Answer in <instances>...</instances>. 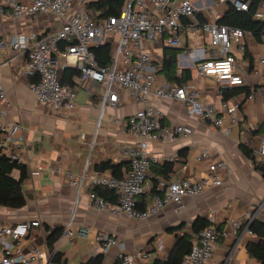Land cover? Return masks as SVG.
I'll return each instance as SVG.
<instances>
[{"label": "built area", "instance_id": "1", "mask_svg": "<svg viewBox=\"0 0 264 264\" xmlns=\"http://www.w3.org/2000/svg\"><path fill=\"white\" fill-rule=\"evenodd\" d=\"M98 0H0V29L7 26L26 24L36 17L51 18L60 23L48 33L37 29L13 35L0 36V55L4 65H13L17 58L24 60L23 75L36 79L26 86L36 101L57 114L64 115L76 106V90L71 85L60 82L59 72L74 68L80 76L79 86L90 91L95 85L103 89L98 109V127L107 107L118 109L121 92L127 91L139 109L126 120L117 118L116 124L126 128L135 137V142L127 145L124 155L129 159V170L122 179L110 173L91 172L86 165L79 178H73L71 185L76 188L77 199L85 186L103 187L117 195L112 204L95 194L89 197L90 205L99 211H110L128 219L147 221L170 206L182 205L185 198L198 197L206 191L224 186L223 174L231 175L232 170L224 160L212 162L208 150L200 159L209 161L208 173L202 177L183 178L175 181L158 182L156 195L145 210L138 209V199L153 187L150 185L151 167L157 158L151 155L153 143H173L181 138L191 137L194 129L187 125L166 126L160 121V111L151 104L152 99L177 102L189 106V114L195 122H209L220 128L224 118L237 124L241 103L222 101L223 117H216L215 110L202 101V91L196 81L183 86L158 84L160 61L157 53L166 49H184L186 40L203 35L209 45L208 56L196 58L191 53L179 56L178 75L185 69H194L195 79L210 78L221 90H232L244 86V79L236 69V52L244 54L245 38L248 35L239 28L220 24L223 14L221 5L229 3L238 12L249 11L251 0H124L118 17H103L101 11L91 12L88 6ZM201 7L197 5L201 4ZM206 19H209L208 22ZM254 20L264 22V1ZM264 32V31H263ZM115 36L120 40L107 66H100L93 49L110 42ZM64 46L61 48V46ZM185 50V49H184ZM158 62V64H156ZM255 77H264V60L256 70ZM7 94L0 84V103ZM252 99L253 96L251 95ZM2 111L0 108V117ZM25 142L24 129L19 123L0 124V154L19 164H28L21 148ZM94 145H91V149ZM254 157L264 163V142L254 152ZM257 215L250 217V224ZM211 226L199 234L195 244L184 259L183 264H208L214 256L215 245L228 233ZM73 216L69 219L61 241L86 237L88 231L75 233L72 229ZM230 225L236 237L242 230L239 222ZM41 226L33 220L9 226L0 224V248L3 251L0 264H49L52 254L49 249L33 250L25 253L21 242L30 231ZM245 233H253L245 228ZM92 244L101 252L112 247L120 249L116 264H134L126 252V246L108 233L99 231L91 238ZM57 252L56 248L53 253ZM145 261L149 255H141Z\"/></svg>", "mask_w": 264, "mask_h": 264}, {"label": "crops", "instance_id": "2", "mask_svg": "<svg viewBox=\"0 0 264 264\" xmlns=\"http://www.w3.org/2000/svg\"><path fill=\"white\" fill-rule=\"evenodd\" d=\"M197 6L201 7L202 3ZM44 20L48 21L46 27L41 24ZM34 21L25 26L1 28L0 36L33 29L48 33L60 25L56 21L57 25H54L53 19L45 17H39L38 22ZM195 37L186 40L183 53L202 58L205 50V56H208L207 37L204 36L203 44L196 43ZM245 47L247 58L237 52L235 56L236 69L244 79V86L238 90L247 89L250 94L247 97L241 92L239 96L228 100L241 103L240 121L237 124L233 125L226 117L220 128L209 122H195L189 114V106L151 100V104L160 111L163 125H187L194 129L191 137L168 144L153 143L151 146V155L157 158L156 165L169 163L173 166L169 181L205 176L209 161L201 160L200 156L206 150L211 154L210 161H226L232 174H223V187L208 190L198 197L185 198L182 205L170 206L147 221L97 210L90 205L92 188L87 185L76 202L78 192L71 185L73 178L83 174L86 165L91 172L102 162L129 165L124 149L136 139L126 128L116 124L117 118L126 120L139 109L128 92H121V105L118 109H105L98 127V103L103 92L101 87L95 85L90 91L86 86H79V78L76 79V106L71 112L60 115L40 105L27 88L29 79L23 75L24 60L17 58L13 65L8 66L3 64L0 55V84L7 94L6 100L0 103V124L19 123L23 127L25 142L20 154L28 160L25 165L30 172L23 187L29 196L26 207H0V224L14 226L33 220L40 221L41 226L32 229L21 242V249L28 253L47 250L49 235L55 230L64 231L73 216V231L78 233L86 230L88 235L66 239L61 245L57 242L56 251L65 255L67 264H82L100 254L104 255L103 264H116L120 251L118 247H112L105 253L92 244L91 238L99 231L123 243L134 264H153L155 260H167L174 250L182 234L172 230L184 226L183 232H189L195 219L201 216L228 233L227 237L215 245L213 259L208 264H261L248 252L249 246L258 245L260 240L246 234L245 228L253 215L264 222V177L254 166V161L262 162L254 157V152L264 142V129L260 131L264 125V77L253 75L264 60V36L261 41H257L248 35ZM159 53L162 58L163 50L157 55ZM192 76L202 91V101L215 110L216 117H223L221 87L210 78L195 79V72H192ZM157 80L158 84L165 82L159 75ZM91 145H94L92 149ZM242 145L249 146L254 160L244 156ZM185 151L187 157L183 159L180 153ZM152 175L150 185L153 188L158 182L164 181L162 177L155 178L157 184L154 186ZM13 176L18 179L19 173L14 172ZM231 221L239 222L242 228L239 237L234 234ZM3 254L0 248V260ZM140 254L149 255L150 259L145 261Z\"/></svg>", "mask_w": 264, "mask_h": 264}, {"label": "trees", "instance_id": "3", "mask_svg": "<svg viewBox=\"0 0 264 264\" xmlns=\"http://www.w3.org/2000/svg\"><path fill=\"white\" fill-rule=\"evenodd\" d=\"M252 5L247 12L236 11L229 3L221 5L219 11L223 14V18L220 24L229 26L232 28H239L246 32L248 35L255 38L257 41H261L264 36V22L254 20V15L259 10V4L264 0H251ZM124 6V0H98L95 3H91L88 9L91 12L101 11L103 17H118ZM209 19H206L208 22ZM247 35V36H248ZM246 36V37H247ZM64 47L63 45L61 48ZM100 66H107L111 62V56L114 51V46L110 42L93 49ZM184 49H163V55L160 63V70L158 75L167 83L183 86L193 80L192 71L185 69L178 75L179 56L182 55ZM244 56L247 58L248 53L245 47ZM158 62L156 64H158ZM80 76L78 70L74 68L65 69L59 72L60 82L63 85H71L75 88L77 85L76 79ZM36 79H29L27 83H35ZM234 88L232 90H224L222 95L223 101H228L235 96H239L241 92L245 93L248 97L250 90ZM76 90V89H75ZM264 129V125L260 127V131ZM246 158H253V153L248 145H242L241 148ZM180 157L185 159L187 157V151L181 152ZM254 166L264 177V163L254 161ZM93 172L110 173L117 179L123 178V170H129L128 164H113L111 162H102L93 168ZM173 166L169 163L165 165H153L151 167L152 183L155 186L157 180L155 178L162 177L164 181H169L172 173ZM14 172L19 173V178L13 176ZM30 172L25 164H19L10 160L6 155L0 154V207L8 209H22L26 207L29 196L24 191V184L29 179ZM151 180V177H150ZM156 187V186H155ZM91 193L95 194L112 204L117 202V195L114 191L103 187H92ZM156 190L153 188L148 191L144 196L138 199V209L140 211L145 210L154 196ZM211 226L210 221L206 217L199 216L193 222L192 228L189 232H183L184 226H180L172 230V232L180 233L177 239L174 250L167 260H155L153 264H183L184 259L189 255L193 246L199 243V234L201 231ZM248 229L256 236L260 243L258 245H250L248 248L249 255L256 259L259 263L264 264V222L262 219L256 217L250 224H247ZM218 229L222 227L217 226ZM49 232V231H48ZM64 231L55 230L48 238L47 248L52 254L51 264H67L65 255L61 252L53 253L55 245L62 238ZM104 255L100 254L95 257H91L88 260L82 262V264H103Z\"/></svg>", "mask_w": 264, "mask_h": 264}, {"label": "rangeland", "instance_id": "4", "mask_svg": "<svg viewBox=\"0 0 264 264\" xmlns=\"http://www.w3.org/2000/svg\"><path fill=\"white\" fill-rule=\"evenodd\" d=\"M38 21H39V17H36V19H35L34 22H38ZM27 24H30V22H27L26 25H27ZM41 24H42V25H45V27H46V26L48 25V21H47V20H44L43 22H41ZM23 25L25 26V24H20V26H23ZM54 25H57L55 21H54ZM195 38H196V40H197L196 43H202V44L204 43L205 38H204L203 35H198V36L196 35ZM119 40H120V37H119V36H115V37H114V39L112 40V42H113V46H114V47L117 46V44L119 43ZM160 53H161V52H160ZM160 53H159V55H158L159 58H161V57H160ZM192 72L194 73V69H192ZM160 79H161V77H160Z\"/></svg>", "mask_w": 264, "mask_h": 264}, {"label": "water", "instance_id": "5", "mask_svg": "<svg viewBox=\"0 0 264 264\" xmlns=\"http://www.w3.org/2000/svg\"><path fill=\"white\" fill-rule=\"evenodd\" d=\"M51 262V261H50ZM50 262H49V264H50Z\"/></svg>", "mask_w": 264, "mask_h": 264}]
</instances>
